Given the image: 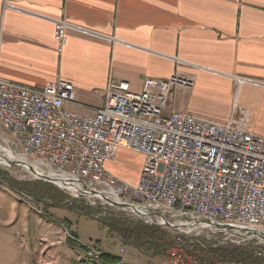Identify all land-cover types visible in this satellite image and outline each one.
Wrapping results in <instances>:
<instances>
[{
  "label": "built area",
  "instance_id": "built-area-1",
  "mask_svg": "<svg viewBox=\"0 0 264 264\" xmlns=\"http://www.w3.org/2000/svg\"><path fill=\"white\" fill-rule=\"evenodd\" d=\"M66 27L71 26L57 23L59 53ZM194 82L192 75L176 71L131 92L133 151L143 156L133 184L135 216L175 233L164 264H198L187 259L186 250L206 230L214 248L256 241L247 249L258 261L247 264H264L259 235H264V137L249 130L250 115L235 102L225 121L176 109L174 95L192 90ZM93 93L102 106L90 116L79 115L67 109L83 107L68 80L30 87L0 78V129L20 147L16 159L0 146L7 157L0 165L16 162L35 179L91 206L126 211L125 181L105 168L124 149L122 81L110 76L106 87ZM205 244L202 248L210 246ZM79 248L86 264L105 256L95 242Z\"/></svg>",
  "mask_w": 264,
  "mask_h": 264
},
{
  "label": "crops",
  "instance_id": "crops-1",
  "mask_svg": "<svg viewBox=\"0 0 264 264\" xmlns=\"http://www.w3.org/2000/svg\"><path fill=\"white\" fill-rule=\"evenodd\" d=\"M58 22L71 26L61 53ZM176 71L195 82L175 108L225 121L235 102L264 137V0H0V78L30 87L68 80L83 106H67L76 114L102 106L93 92L110 76L140 93ZM127 151L105 168L136 184L143 156Z\"/></svg>",
  "mask_w": 264,
  "mask_h": 264
},
{
  "label": "rangeland",
  "instance_id": "rangeland-1",
  "mask_svg": "<svg viewBox=\"0 0 264 264\" xmlns=\"http://www.w3.org/2000/svg\"><path fill=\"white\" fill-rule=\"evenodd\" d=\"M183 92L187 91L178 90L174 99ZM176 109L188 111L177 106ZM0 146L10 150L17 159L20 147L4 129H0ZM134 154L137 155L128 150L126 155L133 157ZM0 160L7 161L5 153L1 151ZM8 163L9 165H0V264H86L79 259V246L84 247L94 242L102 246L105 256L116 258L118 264L165 263L166 256H155L153 252L145 248L137 249L128 242L123 244L119 235L106 227L113 220L131 225L139 222L145 224L132 212L135 206L121 212H109L107 208L104 210L105 207L91 206L85 200L74 198L51 183L35 179L16 162ZM125 184L134 186L126 181ZM81 212H89L91 216H85ZM101 222L108 223L101 225ZM159 228L174 240V232L164 227ZM206 233L207 230L200 231L195 236L198 242L193 243V247L206 246L207 241L210 246L216 245L215 240L209 241ZM252 243L255 246L256 241H248L242 247L249 248ZM121 249L125 253H119ZM252 255L256 257L253 252ZM102 259L93 264H101ZM187 259L192 263L196 261L192 257Z\"/></svg>",
  "mask_w": 264,
  "mask_h": 264
},
{
  "label": "trees",
  "instance_id": "trees-1",
  "mask_svg": "<svg viewBox=\"0 0 264 264\" xmlns=\"http://www.w3.org/2000/svg\"><path fill=\"white\" fill-rule=\"evenodd\" d=\"M86 214H90L91 216L89 212L83 215L86 216ZM106 223L101 222V225ZM106 225L109 231L116 232L119 235L123 244L128 242L137 249L145 248L158 257L167 256V251H169L174 244L171 236L167 235V233L158 226L152 224L148 225L139 222L138 224L131 225L121 220H113ZM186 252L188 257L194 258L198 264H247L258 261V258L252 255V250L243 247L214 248L208 246L202 248L200 246L193 247L192 245ZM118 262L119 261L112 256H105L101 260V264H118Z\"/></svg>",
  "mask_w": 264,
  "mask_h": 264
},
{
  "label": "bare ground",
  "instance_id": "bare-ground-1",
  "mask_svg": "<svg viewBox=\"0 0 264 264\" xmlns=\"http://www.w3.org/2000/svg\"><path fill=\"white\" fill-rule=\"evenodd\" d=\"M131 92L129 90V84L122 81V110H123V138L124 149L133 151V138H132V110L130 102ZM4 151L3 148H1ZM135 194L134 186L126 184V208L130 209L131 206H135ZM132 210V209H131ZM132 212H135L132 210ZM81 262L86 263V259H80Z\"/></svg>",
  "mask_w": 264,
  "mask_h": 264
},
{
  "label": "water",
  "instance_id": "water-1",
  "mask_svg": "<svg viewBox=\"0 0 264 264\" xmlns=\"http://www.w3.org/2000/svg\"><path fill=\"white\" fill-rule=\"evenodd\" d=\"M17 165H20V164H17ZM261 237H264V235H262V234H259Z\"/></svg>",
  "mask_w": 264,
  "mask_h": 264
},
{
  "label": "flooded vegetation",
  "instance_id": "flooded-vegetation-1",
  "mask_svg": "<svg viewBox=\"0 0 264 264\" xmlns=\"http://www.w3.org/2000/svg\"><path fill=\"white\" fill-rule=\"evenodd\" d=\"M69 243H73V242L69 241Z\"/></svg>",
  "mask_w": 264,
  "mask_h": 264
}]
</instances>
